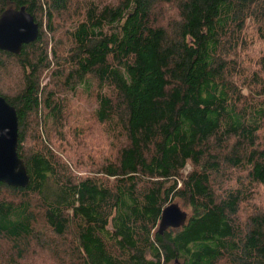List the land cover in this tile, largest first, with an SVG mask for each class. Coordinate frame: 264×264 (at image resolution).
<instances>
[{
  "label": "trees",
  "instance_id": "obj_1",
  "mask_svg": "<svg viewBox=\"0 0 264 264\" xmlns=\"http://www.w3.org/2000/svg\"><path fill=\"white\" fill-rule=\"evenodd\" d=\"M162 4L178 19L160 21ZM22 7L38 36L18 54L0 50V74L15 66L18 77L15 94L0 85V97L16 111L29 183H0V264H29L37 249L56 264H264L253 194L264 186V50L252 48L264 40V0H0V15ZM41 17L52 35L56 19L73 23L64 57ZM93 85L91 124L109 155L80 176L58 142L66 95ZM33 121L44 134L27 148ZM173 202L185 225L159 235Z\"/></svg>",
  "mask_w": 264,
  "mask_h": 264
},
{
  "label": "rangeland",
  "instance_id": "obj_2",
  "mask_svg": "<svg viewBox=\"0 0 264 264\" xmlns=\"http://www.w3.org/2000/svg\"><path fill=\"white\" fill-rule=\"evenodd\" d=\"M96 1L98 2L103 1L104 3H108V2H116L117 0H96ZM161 6L160 8H158V11L161 10V14L158 16L160 21H167V20L175 21L178 19V12L175 6H173L172 4H162ZM41 21H42V28H44L43 32L48 35V43H50L49 48H51L52 46V48L58 54L64 57L73 46V45L71 46L72 43L71 39L69 40L65 32L66 30L70 29L69 26H72L73 23H67L66 19H60V20L56 19L51 29L54 31V34L52 35L50 31L47 29V25L45 24L47 22L46 19L43 18L42 20L41 17ZM247 35H248L247 37L245 36V40L246 43L249 45L252 43V40H250V33H247ZM252 48L264 50V40L255 38L254 42L252 43ZM237 50L238 53L236 55L239 56V54L241 55L243 54L242 49L238 48ZM49 58H51V55H49ZM249 60H250V54H249ZM43 79H44L43 86H45L46 83L49 82V76L46 77L43 76ZM234 82L235 84H240L238 77L235 76ZM17 84H18V77L15 66H10L0 74L1 88L8 92L5 93L4 95L11 96L15 94ZM94 93H95V85H93L90 93L88 94H86L83 90H80L78 91L77 97H73L72 95L70 96V94L66 95V97L70 100L68 102H69V109H71V111L67 115L69 121L68 122L66 121L67 122L66 126L68 130H67V134L66 131L62 132V134L64 135L63 142L62 140L58 142V145L60 146V150L58 151L59 152L61 151L60 153L62 155V158L66 160L65 162H67L68 160L67 156H69L73 161V165H71L73 167V171L80 176L87 174L88 164L91 162V160L95 158L96 162L102 161L103 159H105L106 156L109 155V142L106 133L102 130L101 127L93 128L91 124L92 121L90 118V114H91V110L95 108ZM243 93L245 94L244 90ZM36 129L37 132L39 130L41 134H44V131L42 130L43 128L41 122L33 121L32 129H31L32 133H30L29 140L27 141V145H26L27 148L32 147L33 146L32 143L36 140L33 135V132ZM74 129H76L81 133L74 134L73 132ZM263 138L264 137L262 135L261 139ZM189 171H190V166L187 165L182 173L183 175H186ZM236 176L242 179L245 177V174L238 173L236 174ZM235 184H236L235 181H233V183L229 182L225 185V187L227 188L234 187L232 185ZM253 191H254L253 194L255 195L254 200H256V202L260 206L264 207V186L254 185ZM173 203L178 204L177 202H173ZM250 204L254 205L255 202H250ZM242 209H243V213H247L248 207L246 205H243ZM243 213H241V216L246 215ZM186 214L188 216L187 212ZM44 232L46 233L47 239H51V238L54 239V237L48 231H44ZM34 253L36 254L34 255ZM34 253L32 254V256H28L27 258L28 259L27 262L29 264H56V262L53 261L54 258L52 257V255L48 254L46 250L37 249ZM72 264H77V263L74 261Z\"/></svg>",
  "mask_w": 264,
  "mask_h": 264
},
{
  "label": "water",
  "instance_id": "obj_3",
  "mask_svg": "<svg viewBox=\"0 0 264 264\" xmlns=\"http://www.w3.org/2000/svg\"><path fill=\"white\" fill-rule=\"evenodd\" d=\"M38 36V25L24 7L9 9L0 15V50L18 54L22 45ZM18 119L16 111L0 97V183L13 188H25L29 183L26 166L17 156ZM187 214L178 204L166 206L160 216L157 233L185 225Z\"/></svg>",
  "mask_w": 264,
  "mask_h": 264
},
{
  "label": "bare ground",
  "instance_id": "obj_4",
  "mask_svg": "<svg viewBox=\"0 0 264 264\" xmlns=\"http://www.w3.org/2000/svg\"><path fill=\"white\" fill-rule=\"evenodd\" d=\"M17 153V152H16ZM17 156H18V154H17ZM19 158V157H18Z\"/></svg>",
  "mask_w": 264,
  "mask_h": 264
}]
</instances>
